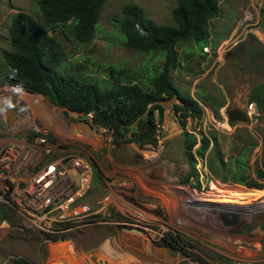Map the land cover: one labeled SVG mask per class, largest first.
Here are the masks:
<instances>
[{
    "label": "rangeland",
    "instance_id": "obj_1",
    "mask_svg": "<svg viewBox=\"0 0 264 264\" xmlns=\"http://www.w3.org/2000/svg\"><path fill=\"white\" fill-rule=\"evenodd\" d=\"M131 3L141 6L155 23L175 26L172 11L177 0H108L89 44H80L71 33L49 27L64 54L65 66L60 72L108 79L99 67L110 66L147 79L159 71L163 58L122 45L118 20L122 8ZM219 5L220 15L211 22V46L199 52L194 43H181V67L173 73L172 81L182 95L202 101L204 120H188V130L199 137L200 132L216 135L226 160L242 142H257L250 161L254 173L264 159V5L259 10L256 0H219ZM19 12L45 22L36 0H0V264L16 258L57 264L71 256L67 241H73L86 257L100 258L106 264H200L174 256L170 248L160 245L166 235L184 237L196 247L193 255L212 264H264V229L260 227L264 189L223 183L210 173L189 177L184 130L172 112L178 99L162 102L163 115L156 113L158 146L121 144L111 130L94 126L91 116L70 112L42 95L8 83L4 57L12 51L9 28ZM250 17L252 23L247 26ZM258 87H262L256 95L259 102H252L251 93ZM252 104L256 115L250 110ZM218 105H222L221 119L214 116ZM232 110L245 112L247 120L231 121ZM81 122L93 126L100 142L85 140L86 133L77 126ZM8 151L15 156L14 161L4 159ZM72 156L91 160L93 179L88 199L106 200V223L62 240L31 226L13 199L31 187L41 169L55 162L66 167L62 184L73 181L71 190L59 201L69 198L80 180L68 162ZM111 195L113 201H107ZM209 200L217 206L206 204ZM219 201L234 207L224 208ZM82 204L83 199H78L74 207ZM225 214H237L247 225L251 233L245 248L239 247L243 238L229 235L238 228L226 224ZM51 238L61 242L53 246L58 252L49 245Z\"/></svg>",
    "mask_w": 264,
    "mask_h": 264
},
{
    "label": "trees",
    "instance_id": "obj_2",
    "mask_svg": "<svg viewBox=\"0 0 264 264\" xmlns=\"http://www.w3.org/2000/svg\"><path fill=\"white\" fill-rule=\"evenodd\" d=\"M108 0H36V8L45 22L19 12L11 19L9 34L12 51L5 55L9 84L31 94L42 95L56 106L89 117L94 126L108 128L118 143L158 146L156 113H164L162 102L177 97L172 112L183 128L184 150L190 166L189 177L197 176V158L207 162L211 175L223 183L264 189V159L252 173L254 140L242 142L227 160L214 134L188 130V120L202 122V101L182 95L172 81L181 67L179 45L194 43L199 52L211 46V22L220 15L219 0H177L172 11L175 26L159 25L137 4L122 8L118 25L125 48L156 55L164 65L151 78L128 75L110 66H101L108 79L60 72L65 66L61 44L50 28L71 33L80 44H89L96 35L102 9ZM65 68V67H64ZM102 70V69H101ZM256 88L252 102H259ZM214 116L221 119L220 108ZM35 136V134H34ZM264 144V140H263ZM248 192V191H247ZM253 192V191H250ZM9 264H34L16 258Z\"/></svg>",
    "mask_w": 264,
    "mask_h": 264
},
{
    "label": "built area",
    "instance_id": "obj_3",
    "mask_svg": "<svg viewBox=\"0 0 264 264\" xmlns=\"http://www.w3.org/2000/svg\"><path fill=\"white\" fill-rule=\"evenodd\" d=\"M258 8L264 5V0H256ZM257 11V10H256ZM249 18L247 26L251 25ZM250 110L256 115V106L252 104ZM91 116V115H90ZM193 133V132H192ZM197 136V135H196ZM199 137V136H198ZM87 138L100 142L99 137L93 134H85ZM84 140V141H85ZM41 142L46 144V140L41 139ZM46 148L47 145H40ZM5 160H15V156L11 152L4 155ZM72 169L80 175L78 189L66 200L60 202V196L71 190L73 181L62 184V180L66 174V167L62 162L52 163L38 173L32 182L31 187L22 193L13 201L16 203L18 212L30 223L31 226L43 231L48 237H59L67 239L72 233L95 227L106 223L107 204L105 199L91 201L88 199L92 188L93 167L92 162L88 158L72 156L68 161ZM197 172L202 176H207L210 172L206 161L202 158H197ZM70 179V178H68ZM73 191V189H72ZM115 193V192H114ZM113 195L107 201H113ZM78 199H83L81 206L74 207V203ZM66 249H68L71 257L69 261L72 264H106L105 261L96 257L92 260L83 255L75 246L73 241H67ZM60 241L56 242L52 238L49 239V245H59ZM82 254V255H81ZM70 263V264H71ZM57 264H69L66 260Z\"/></svg>",
    "mask_w": 264,
    "mask_h": 264
},
{
    "label": "flooded vegetation",
    "instance_id": "obj_4",
    "mask_svg": "<svg viewBox=\"0 0 264 264\" xmlns=\"http://www.w3.org/2000/svg\"><path fill=\"white\" fill-rule=\"evenodd\" d=\"M206 201H208V200H206ZM219 202H220V204H218V205L223 206L224 208L232 209V207H234L230 203L221 202V201H219ZM206 204H210L212 206H217V204L213 203L211 200H209V202H206ZM200 205H202V204L200 203ZM238 217H239V215H238ZM228 218H229L228 219L229 221L232 220L231 217H228ZM230 226H232V227L236 226L238 229H235V230L232 229L231 231H229V235H231L232 237L233 236H240L244 240V241H242V245L239 246L240 248H242V249L245 248L243 246L244 243L250 244L249 243V238H250L249 234L251 232L247 229V225L244 222H241L240 217L238 218L236 224L230 225ZM260 227L262 228V223H260ZM253 238H256V236H254ZM160 245H162L163 247L170 248L171 250L175 251L177 253V255H180L183 258H187V259L192 260V261H198L200 264H212V263H209V262L193 255V253L196 251V247L192 244L190 245L182 236L171 237L170 235H166L164 237V239L162 240V243ZM227 262H230V261H227ZM225 264H229V263H225ZM243 264H247V263H243ZM248 264H253V263H248Z\"/></svg>",
    "mask_w": 264,
    "mask_h": 264
},
{
    "label": "water",
    "instance_id": "obj_5",
    "mask_svg": "<svg viewBox=\"0 0 264 264\" xmlns=\"http://www.w3.org/2000/svg\"><path fill=\"white\" fill-rule=\"evenodd\" d=\"M177 101V97H173L172 98V102H176ZM166 107V106H165ZM229 117L231 121H246L247 120V114L245 112L239 111V110H232L229 112ZM79 127L80 130H82L83 132L87 133V134H93L95 133V130L93 128V126L89 123V122H81L77 125ZM248 189V188H247ZM231 217L232 220L229 221L227 218ZM223 218L226 221V224L229 225H234L237 223L238 220V215L237 214H225L223 215ZM262 228L264 229V219H263V223H262ZM65 238H63L62 240H64ZM171 250V249H170ZM172 254L174 256L177 255V253L173 250H171Z\"/></svg>",
    "mask_w": 264,
    "mask_h": 264
},
{
    "label": "bare ground",
    "instance_id": "obj_6",
    "mask_svg": "<svg viewBox=\"0 0 264 264\" xmlns=\"http://www.w3.org/2000/svg\"><path fill=\"white\" fill-rule=\"evenodd\" d=\"M53 246H54V245H53ZM53 246H52V247H53ZM53 249H54L55 251H57V252H58V250H59V249H58V248H56V247H55V248L53 247ZM70 257H71V256H70V255H68V256H67V260H66V261H69Z\"/></svg>",
    "mask_w": 264,
    "mask_h": 264
},
{
    "label": "crops",
    "instance_id": "obj_7",
    "mask_svg": "<svg viewBox=\"0 0 264 264\" xmlns=\"http://www.w3.org/2000/svg\"><path fill=\"white\" fill-rule=\"evenodd\" d=\"M241 241H244L243 239H241Z\"/></svg>",
    "mask_w": 264,
    "mask_h": 264
}]
</instances>
